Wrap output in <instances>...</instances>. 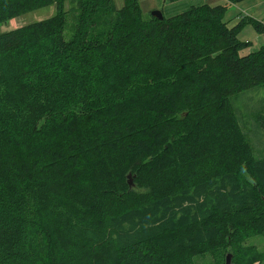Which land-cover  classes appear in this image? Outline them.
<instances>
[{
    "label": "trees",
    "instance_id": "obj_1",
    "mask_svg": "<svg viewBox=\"0 0 264 264\" xmlns=\"http://www.w3.org/2000/svg\"><path fill=\"white\" fill-rule=\"evenodd\" d=\"M91 2L67 39L65 0H0V24L57 5L0 33V264H236L264 234V156L232 100L264 84V44L240 38L264 25Z\"/></svg>",
    "mask_w": 264,
    "mask_h": 264
},
{
    "label": "rangeland",
    "instance_id": "obj_2",
    "mask_svg": "<svg viewBox=\"0 0 264 264\" xmlns=\"http://www.w3.org/2000/svg\"><path fill=\"white\" fill-rule=\"evenodd\" d=\"M144 17L150 18L156 9L162 10L166 17L182 13L192 6L209 4L212 6H227L225 21L230 27L239 24L242 20L249 18L264 25V0H244L233 2L230 0H139ZM117 9H121L124 0H114ZM92 6L91 0H65L64 12L66 14V28L64 35L70 39L76 32L80 18L83 13L89 11ZM101 9V8H100ZM99 9V10H100ZM57 12V5L52 4L41 9L29 12L22 16L11 19L8 23L0 24V33L29 24L34 21L51 17ZM83 12V13H82ZM98 13H96L97 15ZM115 16L114 10L102 9L97 16V24L93 28V35H98L104 30L108 18ZM85 17H89L86 15ZM254 21V20H253ZM240 38L251 42L249 48L243 53L258 50L264 44V32H258L252 23H247L240 32ZM235 105L244 112L245 122H242L243 129L248 140L252 143L254 152L258 156H264V84L258 85L245 92L232 96ZM242 117V116H241ZM263 134V136H261ZM242 248V249H241ZM240 248L236 258V264H264V234L250 237ZM232 248H230V251ZM226 254L222 257L219 253H206L195 257L196 264H226ZM233 258L230 264H235Z\"/></svg>",
    "mask_w": 264,
    "mask_h": 264
},
{
    "label": "water",
    "instance_id": "obj_3",
    "mask_svg": "<svg viewBox=\"0 0 264 264\" xmlns=\"http://www.w3.org/2000/svg\"><path fill=\"white\" fill-rule=\"evenodd\" d=\"M152 15L156 18H159L160 20L164 19L165 15L164 13L162 12V10H159V9H156L152 12ZM129 183L131 186H133V180H132V175L130 174L129 175ZM233 258V255L232 253H228L227 256H226V264H230L231 260Z\"/></svg>",
    "mask_w": 264,
    "mask_h": 264
},
{
    "label": "crops",
    "instance_id": "obj_4",
    "mask_svg": "<svg viewBox=\"0 0 264 264\" xmlns=\"http://www.w3.org/2000/svg\"><path fill=\"white\" fill-rule=\"evenodd\" d=\"M240 112H241V116H242V121H244L245 122V116H244V112L241 110V108H240ZM261 136H263V134L261 135ZM261 142H264V138L262 139V140H260L259 141V143H261ZM252 144V143H251ZM253 146V145H252ZM253 150H254V148H253ZM255 153V152H254ZM256 155V154H255ZM257 156V155H256ZM259 156V155H258ZM257 156V157H258ZM260 157V156H259Z\"/></svg>",
    "mask_w": 264,
    "mask_h": 264
}]
</instances>
